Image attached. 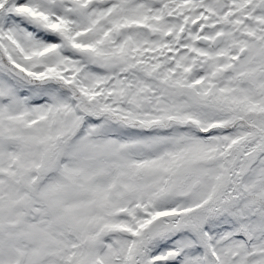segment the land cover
Returning a JSON list of instances; mask_svg holds the SVG:
<instances>
[{"label":"snow or ice","instance_id":"obj_1","mask_svg":"<svg viewBox=\"0 0 264 264\" xmlns=\"http://www.w3.org/2000/svg\"><path fill=\"white\" fill-rule=\"evenodd\" d=\"M0 264H264V0H0Z\"/></svg>","mask_w":264,"mask_h":264}]
</instances>
